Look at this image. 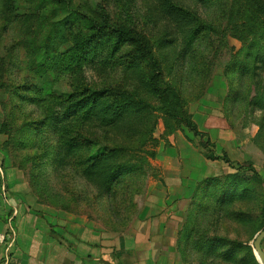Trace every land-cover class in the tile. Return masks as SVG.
Returning <instances> with one entry per match:
<instances>
[{
	"label": "rangeland",
	"instance_id": "374dc122",
	"mask_svg": "<svg viewBox=\"0 0 264 264\" xmlns=\"http://www.w3.org/2000/svg\"><path fill=\"white\" fill-rule=\"evenodd\" d=\"M162 1L67 0L64 5H55L47 0H0V196L6 201L20 200L24 209L29 207L37 213L49 207L103 225L108 218L104 197L93 200V187L74 165L77 155L66 159L63 169L57 166L56 153L64 146L57 143L56 136L64 112L90 111V96L97 94L94 90L105 85L116 90L124 72L120 64L133 62L129 45L118 44L116 52L106 56L114 40L105 33L87 38L93 32L87 29L85 16L97 24L134 26L150 38L162 64V83L181 90L186 109L202 136L172 121L163 123L161 112L153 111L158 125L153 129L149 126L140 136L143 145L139 154L148 161L144 193L136 197L133 220L125 228L119 225L115 232L135 230L134 220L143 207L152 208L145 199L150 188L153 201H159L157 206L162 207L160 201L168 199L160 187L172 167L180 168L186 193L174 220L181 264H200L199 247L207 240H213L217 248H207L206 262L223 264L214 257L222 244L217 238L245 242L253 248L255 236L264 228V20L253 14L240 18L238 22L244 19L247 23L246 18H251L252 33L240 32L239 38L231 31L232 37L227 40L234 48L230 53L223 46L218 51L201 47L208 54L205 68L192 72L196 78L186 82L184 70L195 63L194 59L185 63L182 58L189 46L184 41L189 29L176 27L174 17H166L158 9ZM183 1L191 9L196 7L195 0ZM207 20L212 24L210 11ZM57 22L60 29L48 34V26ZM77 41L84 49L76 48ZM249 43L254 49L248 50ZM247 51L250 59L245 56ZM256 54L259 57L254 59ZM234 61L240 64L233 67ZM249 66L250 73H244ZM127 71L129 84L140 86L142 73ZM84 84L94 89L87 91ZM194 85L201 92L193 90ZM142 92V97L156 106L152 93L145 87ZM102 99L107 100L108 95ZM43 117L49 122L41 128L31 127ZM77 125L87 138L98 142L91 147L93 158L109 151L100 130L84 129V121ZM75 133V128L68 129L61 142L70 144L71 139L76 140ZM75 152H82L81 158L87 156L84 148ZM211 154L218 159L210 160ZM208 178H215L212 193L202 197L199 186ZM225 196L232 201L227 202ZM201 201L204 208L197 215ZM186 234L189 248L184 246ZM253 254L258 260L254 250Z\"/></svg>",
	"mask_w": 264,
	"mask_h": 264
},
{
	"label": "trees",
	"instance_id": "16d2710c",
	"mask_svg": "<svg viewBox=\"0 0 264 264\" xmlns=\"http://www.w3.org/2000/svg\"><path fill=\"white\" fill-rule=\"evenodd\" d=\"M47 1L55 5H64L67 0ZM195 5L196 7L191 9L183 0H163L162 6L157 7L164 11L166 17H174L173 23L176 27L185 26L189 29L184 39L189 46L182 58L185 63L191 59H194L195 63L193 66H188V70L187 67L184 70L186 82H190L196 78L192 72L199 71V67L205 68V59L208 54L201 51V47H205L206 51L214 47L213 50L218 51V47L223 46L230 53L231 49L234 48L230 46L227 40L228 36L232 37L231 31L240 38V32L248 34L254 25L249 16L246 18L249 21L248 23L244 19L238 22L240 18L245 17L247 14H253L264 20V0H195ZM209 11L211 12L212 24L207 22ZM85 23L87 29L93 32L87 38L105 33V35L114 40L112 49L106 56L113 55L117 50L115 47L118 44H127L133 53V62H123L120 64L124 72L121 76L122 83L116 90H114L115 88H109L108 85L94 90L97 93V97L96 95L90 96V105H92L90 111L83 114L79 112L70 113L68 111L63 113L56 141L58 144L64 146V148L58 150L55 161L58 163L57 166L60 165L63 169L66 159L77 155L74 165L79 169L78 174L88 185L93 187L94 194H91V196L93 195V200L97 202L101 198L100 196L104 197L108 216L106 220H103L104 223L114 231H119V225L125 228L133 220L137 209L136 197L144 193L148 170L146 164H148V161L144 156L139 154L142 152L143 145V140L140 136L146 133V128L149 126L155 127L158 125V120L154 116L153 111L161 112L163 123L172 121L179 126H185L197 136H202V133L197 129L191 114L186 109L181 90L169 83H162V64L157 55L158 53L154 52L153 44L149 37L134 26L126 24L119 26H110L108 22L97 24L96 20L86 16ZM59 24V22L50 24L48 26L50 28L48 34L52 33L53 35L56 30H59ZM261 27L264 30V21ZM217 32L219 33L217 34ZM262 37L264 38V32L262 33ZM49 41H52L51 36ZM215 44L220 45L215 46ZM80 45L78 41L75 44L77 49H84L80 48ZM253 47L252 43L248 44V50L254 49ZM245 56L250 59L251 53L247 51ZM257 57H259V54H256L254 59ZM100 62L103 61L100 60ZM108 63L104 62L103 65ZM238 64H240L239 61H234L233 67ZM127 70L142 73L140 86L129 84L127 79H125L129 73ZM250 70L249 66V68H244L243 72L249 71L250 73ZM82 87L87 91L94 89L88 87L86 84ZM144 87L155 97L156 106H152V104L142 97ZM193 90H197V93L201 92V88L195 85L193 86ZM100 95H102L101 98H99ZM107 95L108 99L103 100L102 98ZM78 121L85 122L86 126L83 125L84 129L100 130L103 137H105V139L101 137V140L104 139L103 143L109 148V151L104 155H98L93 158L91 156V147L98 144V142L93 138H87L88 136L82 133V127H78L77 125ZM48 122L49 120L44 117L39 118L31 127L41 128L42 125ZM71 128H75L76 130V140L71 139L70 144L67 143L68 141L61 142V136L66 135L65 133ZM118 128H122V131H118ZM206 143H209V141ZM83 148L87 151L85 158H81L82 152H75V150L80 151ZM209 159L215 160L218 159V156L211 154ZM223 159L228 162L226 156H223ZM214 179L208 178L200 184L199 188L202 186L203 192L202 197L207 193H212V182ZM227 198V196L224 197L225 200H228L227 202L232 201L231 198ZM203 206L204 202L201 201L196 210L198 212L197 215L200 209L204 208ZM188 236L187 234L184 235L186 239H184V246L188 245ZM216 241L222 244L218 246V253L214 257L221 261V263L260 264L253 254V248L248 243L234 241L229 238H217ZM180 245V242H178L177 247ZM207 248L216 249L217 245L213 244V240H207L204 246L199 247L200 264H208L206 258L208 259L207 253L210 250ZM185 251H183V254L187 258L191 254H189V249L187 252L188 256L185 255Z\"/></svg>",
	"mask_w": 264,
	"mask_h": 264
},
{
	"label": "crops",
	"instance_id": "0c3cea01",
	"mask_svg": "<svg viewBox=\"0 0 264 264\" xmlns=\"http://www.w3.org/2000/svg\"><path fill=\"white\" fill-rule=\"evenodd\" d=\"M181 173L172 167L165 185L160 182L168 199L166 204L160 201L162 207L153 201L151 188L146 192L152 208L143 207L134 220L135 230L127 234L49 207L37 213L24 209L20 200L0 196V264H181L174 220L186 193ZM261 249L264 252V239Z\"/></svg>",
	"mask_w": 264,
	"mask_h": 264
},
{
	"label": "water",
	"instance_id": "95a60500",
	"mask_svg": "<svg viewBox=\"0 0 264 264\" xmlns=\"http://www.w3.org/2000/svg\"><path fill=\"white\" fill-rule=\"evenodd\" d=\"M264 239V228L257 233L255 236L252 246L253 250L260 262V264H264V252L261 249V241Z\"/></svg>",
	"mask_w": 264,
	"mask_h": 264
}]
</instances>
